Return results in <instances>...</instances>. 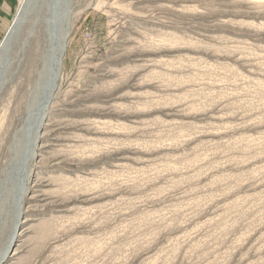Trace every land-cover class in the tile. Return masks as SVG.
<instances>
[{"label": "rangeland", "instance_id": "obj_1", "mask_svg": "<svg viewBox=\"0 0 264 264\" xmlns=\"http://www.w3.org/2000/svg\"><path fill=\"white\" fill-rule=\"evenodd\" d=\"M19 5L2 0L0 42ZM72 12L52 100L42 17L7 55L0 259L264 264V0H72Z\"/></svg>", "mask_w": 264, "mask_h": 264}, {"label": "water", "instance_id": "obj_2", "mask_svg": "<svg viewBox=\"0 0 264 264\" xmlns=\"http://www.w3.org/2000/svg\"><path fill=\"white\" fill-rule=\"evenodd\" d=\"M31 15H34L38 20L42 17L44 34L48 39V44L41 53L42 67L39 75V79L43 83L45 100H48L49 92L53 93L57 87L63 67L73 15L72 0H28L20 17L11 25L12 29L8 30L0 44V47L4 43L6 44L0 54V85L4 79L8 52L12 44L19 38L26 20ZM35 26V23L26 26L27 35L33 34Z\"/></svg>", "mask_w": 264, "mask_h": 264}, {"label": "bare ground", "instance_id": "obj_3", "mask_svg": "<svg viewBox=\"0 0 264 264\" xmlns=\"http://www.w3.org/2000/svg\"><path fill=\"white\" fill-rule=\"evenodd\" d=\"M27 2H28V0H20V5H19V8H18V11H17V13H16V15H15V17H14V20H13V23H14V21H16L19 17H20V15H21V13H22V11H23V9L25 8V6H26V4H27ZM13 23L11 24V25H13ZM10 28H11V26H10ZM9 28V29H10ZM8 29V30H9ZM12 29V28H11ZM10 29V30H11ZM8 32V31H7ZM0 44H1V42H0ZM5 43L0 47V54H1V52H2V49L5 47ZM54 88V87H53ZM56 89H57V87L54 89V91H53V93L50 91L49 92V96L47 97V99L49 100V99H53V96H54V93H55V91H56ZM48 95V94H47ZM46 102H47V100H46ZM46 104V103H45ZM45 110V109H44ZM47 116H48V112H47V109H46V111H44V112H42V114H41V116L39 117V120H38V122L36 123V129H35V133H34V139H33V144H32V149H31V151H30V156H31V158H33L37 153L35 152V147L37 146L36 145V141H37V139L39 138V139H41L43 136H42V133H43V131L42 132H40L39 133V131H38V129L41 127V129L43 130L44 129V127H46V125L47 124H45V121H47L46 119H47ZM48 122V121H47ZM54 127V126H53ZM52 128V127H51ZM47 131V130H46ZM54 132V131H53ZM56 132H57V130H56ZM51 136V135H50ZM48 142V141H47ZM36 145V146H35ZM42 148H43V146H42ZM37 150V149H36ZM29 156V157H30ZM27 176V181L29 180V178H30V175H29V173L26 175ZM38 182V181H37ZM27 185V184H26ZM28 189H29V187H28V185L24 188V190L22 191V193H21V198H25V196L27 195V192H28ZM35 189V188H34ZM33 195V194H32ZM31 195V196H32ZM39 198V197H38ZM42 198V197H41ZM25 201V200H24ZM23 223V222H22ZM16 238H18V234H17V236H15ZM12 254H14V250L12 251V253L11 254H9L8 256H4V257H2V259H3V261H1L2 262V264H6L7 262H9L8 261V259H9V257H12ZM5 255V254H4ZM3 256V255H2ZM14 257V256H13ZM2 259H0V260H2Z\"/></svg>", "mask_w": 264, "mask_h": 264}, {"label": "built area", "instance_id": "obj_4", "mask_svg": "<svg viewBox=\"0 0 264 264\" xmlns=\"http://www.w3.org/2000/svg\"><path fill=\"white\" fill-rule=\"evenodd\" d=\"M1 6H2V0H0V9H1Z\"/></svg>", "mask_w": 264, "mask_h": 264}]
</instances>
